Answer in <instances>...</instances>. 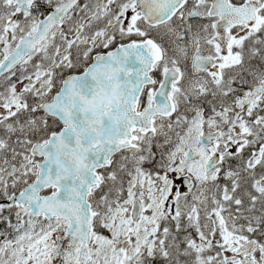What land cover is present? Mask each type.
<instances>
[{"label": "snow or ice", "instance_id": "obj_1", "mask_svg": "<svg viewBox=\"0 0 264 264\" xmlns=\"http://www.w3.org/2000/svg\"><path fill=\"white\" fill-rule=\"evenodd\" d=\"M0 264H264V0H0Z\"/></svg>", "mask_w": 264, "mask_h": 264}]
</instances>
